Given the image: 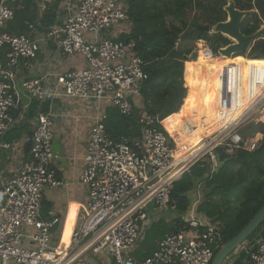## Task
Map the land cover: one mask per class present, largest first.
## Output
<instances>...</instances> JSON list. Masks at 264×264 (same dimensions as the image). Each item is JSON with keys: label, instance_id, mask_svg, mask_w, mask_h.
Segmentation results:
<instances>
[{"label": "built area", "instance_id": "built-area-1", "mask_svg": "<svg viewBox=\"0 0 264 264\" xmlns=\"http://www.w3.org/2000/svg\"><path fill=\"white\" fill-rule=\"evenodd\" d=\"M16 1L0 0V52L5 56V64L0 62V142L12 125L11 112L22 107L23 100L27 106L45 102L47 97L106 103L126 117L139 110L140 135L116 142L103 128L104 112L91 117L80 174L88 194L86 209L78 217L69 247H53L52 231L61 226L63 232V226L60 218L42 217V200L46 191L65 183L53 169L57 159L51 151L55 115L50 110L42 113L25 140L29 158L0 186V264H211L224 244L217 224L194 215L202 198L201 184L183 225H174L144 260H136L133 252L148 223L149 208L175 211L171 189L193 166L204 162L211 166V174L217 166L218 148L230 157L260 147V135L243 139L238 130L251 119L264 123V90L238 118L219 124L195 145L178 152L164 120L147 113L143 106L141 90L148 76L135 42L118 41L131 28L128 0H39V10L59 2L65 15L62 25L49 28L43 39L54 41L63 57L80 55L85 68L58 75L57 91L52 94L45 91L41 77L29 78L22 83L24 97L14 72L17 68L31 70L40 42L4 31L14 19ZM207 35L213 37L210 32ZM207 42H197L201 44L198 58L206 52L220 61ZM190 57L188 62L194 63ZM238 84L236 81L234 86ZM62 117L74 116L70 112ZM0 148L10 146L0 143ZM243 245L244 264H264V228Z\"/></svg>", "mask_w": 264, "mask_h": 264}, {"label": "trees", "instance_id": "trees-1", "mask_svg": "<svg viewBox=\"0 0 264 264\" xmlns=\"http://www.w3.org/2000/svg\"><path fill=\"white\" fill-rule=\"evenodd\" d=\"M225 2L226 0L127 2L131 28L129 34H123L118 41L135 42L136 53L148 76L141 90L143 106L147 113L164 120L162 124L173 140L185 135L190 124L202 119L199 105L187 101V93L196 96L208 88L202 107L206 113H210L238 90L234 86L238 78L244 77L245 84L250 86L259 78H264V39L255 41L248 53L235 57L230 64L223 60L209 62L206 72L204 62H200L194 68L193 75H189L190 62H186L193 43L206 41V37L210 38L212 49L220 43L227 44L221 36L209 37L199 30V27H210L226 19L223 11ZM234 2L240 11H254L241 22L240 31L243 35L249 36L264 26V0ZM29 13L34 17L32 11ZM189 13L193 14L190 20ZM22 17L25 18V12H16L14 21L10 23L14 27L13 32L18 35L24 33L16 30L20 28L16 23ZM54 22L55 16L46 12L41 16L39 25L49 28ZM36 107L37 102L32 104L29 111L32 112ZM47 108L45 103L42 110ZM181 112L186 116L178 120ZM139 117V110L126 117L111 107L106 111L102 125L116 142L122 139L132 140L140 135ZM258 132L264 134V124L248 126L241 134L245 137ZM210 170L211 166L208 164L198 163L173 184L170 198L176 202L177 207L170 213L174 214V220L170 225L164 220L150 224L133 254L136 260L142 261L149 257L155 249V241L161 240L174 225H183L182 219L190 210L199 184L202 185V198L196 206V214L203 217L204 222L220 227L223 244L232 240L254 218L264 205V140L251 153L238 151L228 158L218 155L216 168L211 174ZM263 228L264 222L246 241H251ZM230 260L229 258L225 264ZM244 261L245 256L241 253L233 264H244Z\"/></svg>", "mask_w": 264, "mask_h": 264}, {"label": "crops", "instance_id": "crops-1", "mask_svg": "<svg viewBox=\"0 0 264 264\" xmlns=\"http://www.w3.org/2000/svg\"><path fill=\"white\" fill-rule=\"evenodd\" d=\"M39 3V0H17L14 5L15 13L25 12V18L22 17L18 19V22L16 23V25L20 26V28H16V30H22L24 32L19 35H25L32 40L40 42V51L36 60L32 62L31 70L26 71L17 68L14 72L17 81L21 85L20 90L24 97L25 92L22 83L29 78L41 77L43 79L45 91L48 94H52L57 91L56 79L58 75L75 69L85 68L84 60L80 55L63 57L57 52V47L54 41L43 39L45 32L49 28L62 25V20L65 15L59 2L40 8V10L38 6ZM31 11L34 14V17L29 13ZM46 12H51L55 16V22L54 25L49 28H42L39 23L41 16ZM12 21H14V19ZM12 21L5 25L4 31L11 35H18L13 32L14 27L10 24ZM191 61L193 60L191 59ZM0 62L2 65L5 64L4 51L0 52ZM197 62L189 63V75H193V70L198 65ZM200 62H203V59ZM204 64L207 72L206 61ZM190 82L191 80L189 81V85ZM33 103L35 102L26 106L23 100L21 104L22 107L10 114L12 125L7 132H5L0 142L1 145L7 144L10 146L9 149L0 148V186L14 176L22 161L29 158V146L25 144V140L32 134L41 114L50 110L55 115L54 136L51 142V151L57 159L54 163L53 169L55 170L57 177L65 183V186L44 193L41 214L44 219H50L53 217L60 218L63 228L64 226H69L70 230H73L79 225L78 217L84 213L88 202L87 190L80 183V174L84 163L83 157L89 133L92 127L91 117L101 112H104L106 117V111L111 107L106 103L91 104L77 100H69L63 97H47L45 102H37V107L30 112L29 110ZM45 103L48 105V108L47 110H42ZM70 112L74 117H62L63 114L70 115ZM181 113L182 114L177 117L178 120L186 116L184 112ZM177 118L174 120L177 121ZM148 214V223L145 225L143 232H145L151 223L158 222L161 219V216L163 217L165 214L169 215L167 211H157L153 207L149 208ZM194 215L204 221L202 219L203 217L198 216L196 212ZM186 216H188V214H186ZM173 220L174 219L169 215V219L164 220V222L169 223L170 225ZM60 228L61 226H57L52 231L51 244L53 247H63L66 245V241L62 236ZM142 237L143 236H141V238ZM141 238L138 241L134 252L138 249ZM159 241H155V249L157 248V243Z\"/></svg>", "mask_w": 264, "mask_h": 264}, {"label": "water", "instance_id": "water-1", "mask_svg": "<svg viewBox=\"0 0 264 264\" xmlns=\"http://www.w3.org/2000/svg\"><path fill=\"white\" fill-rule=\"evenodd\" d=\"M223 11L226 14V19L210 27H199L201 32L213 36L224 37L227 41L226 45H215L213 50L217 53L220 59L232 60L235 57H242L251 48L253 43L259 39H264V26L255 33L245 36L240 31L242 20L251 15L254 11H240L236 8L234 0H226L223 6ZM193 61L197 60V55L194 53L191 56ZM217 153L222 158H228L221 148H218ZM264 222V205L257 212L254 218L229 242L217 252L211 264H223L228 256L241 246L251 235L257 231L259 226ZM144 235V232L141 233Z\"/></svg>", "mask_w": 264, "mask_h": 264}, {"label": "bare ground", "instance_id": "bare-ground-1", "mask_svg": "<svg viewBox=\"0 0 264 264\" xmlns=\"http://www.w3.org/2000/svg\"><path fill=\"white\" fill-rule=\"evenodd\" d=\"M199 45L201 44L199 43ZM202 55L203 56L201 58H198V60L203 59L207 62L212 61L210 60L211 56H209L206 52L202 53ZM232 60L223 59V61H226L228 64H230ZM263 90L264 78H259L253 86L245 84L240 90H237L232 96H230L227 100L223 101L210 113H206L205 109L202 107V102L207 95L208 88H205L201 93L196 96L192 95L191 93H187L186 100L196 105H199L200 112L202 113V119H200V125L198 124L195 128L191 127L190 129H188L184 136H181L177 140L179 148L178 152H184L185 150L189 149L191 145H195L197 141L199 139H202L208 131H211L219 124L237 118V116H239L241 112L245 111L249 104L253 102V100L261 92H263ZM262 119L264 121V116ZM72 231L73 230H70L69 226H64L62 236L66 241V245L61 248L69 247Z\"/></svg>", "mask_w": 264, "mask_h": 264}, {"label": "rangeland", "instance_id": "rangeland-1", "mask_svg": "<svg viewBox=\"0 0 264 264\" xmlns=\"http://www.w3.org/2000/svg\"><path fill=\"white\" fill-rule=\"evenodd\" d=\"M192 13H189L188 14V20H190L191 18H192ZM215 37H219V36H215ZM220 38V37H219ZM205 39H206V41H208L207 43L211 46V43H210V41H209V39L210 38H206L205 37ZM195 44H197V42H195V43H193L190 47H191V53H190V55L188 56V57H190V56H192L194 53L197 55V59H198V57H199V55H200V50H199V48H198V45H195ZM220 44H222V45H226V44H224V43H220ZM212 47V46H211ZM191 58V57H190ZM210 60H212L211 58H210ZM200 61H202V60H198V62L197 63H199ZM206 60H203V62H205ZM211 63H214V62H217L216 60L214 61V60H212V61H210ZM206 63H207V68H209V62H207L206 61ZM245 82H246V79L244 78V77H240V78H238V85L236 86L237 88L236 89H238V90H240L244 85H245ZM242 113V112H241ZM240 113V114H241ZM238 118V117H237ZM200 123V120L199 121H197L196 123H194V124H190V126H192V127H195L196 125H198ZM258 124H264V123H262L261 121H256V119H251L250 121H248L247 123L245 122L244 123V125H242V127H241V129H239L238 130V133H239V135L243 138V139H249V138H253L254 136H257V135H260L262 138H263V140H264V134L262 133V132H258V133H256V134H254L253 136H243L242 134H241V132L246 128V127H248V126H251V125H253V126H257ZM189 126V127H190ZM181 136H184V135H180V137ZM179 137V136H178ZM179 137V138H180ZM178 138V139H179ZM175 141H177V139L175 140ZM151 208V207H150ZM167 211H169V210H167ZM168 213V212H167ZM172 213V212H171ZM171 213H170V211H169V215H170V217L171 218H173L174 217V214L173 215H171ZM169 215H167V214H165V215H163V217L161 216V219L160 220H168L169 219ZM159 222V221H158ZM146 225V224H145ZM145 228V227H144ZM244 244V243H243ZM241 245V246H239L234 252H232L229 256H228V258L223 262V264H225L226 263V261H228V259L230 258L231 260H230V262L229 263H227V264H233L234 263V261L239 257V255L241 254V250H242V248L244 247V245ZM214 259V258H213Z\"/></svg>", "mask_w": 264, "mask_h": 264}]
</instances>
